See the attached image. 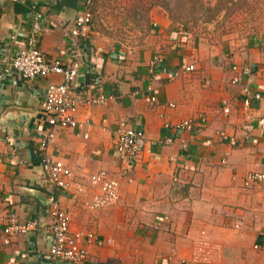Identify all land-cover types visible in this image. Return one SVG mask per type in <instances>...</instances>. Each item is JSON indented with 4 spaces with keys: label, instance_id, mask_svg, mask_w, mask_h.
I'll return each mask as SVG.
<instances>
[{
    "label": "crops",
    "instance_id": "0c3cea01",
    "mask_svg": "<svg viewBox=\"0 0 264 264\" xmlns=\"http://www.w3.org/2000/svg\"><path fill=\"white\" fill-rule=\"evenodd\" d=\"M80 2L0 0V264H71L48 253L54 201L68 212L69 230L81 234L83 264H206L194 256L200 240L208 243V264H264V178L243 186L246 173H264V37L234 47L207 44L152 7L145 36L124 48L91 22L77 40L75 83L97 82L111 99L105 106L78 105L74 117L88 125L54 127L47 148L70 169L71 183L86 189L81 194L54 188L39 164L35 132L49 129L39 103L46 86L62 77L23 79L11 66L36 11L46 28L39 49L48 59L66 61L71 40L63 31ZM233 64L251 69L234 84ZM188 65L193 70H185ZM185 119L191 130L173 128ZM120 121L145 138L123 175L113 145ZM99 170L117 180V199L89 210L84 201L100 190L88 178ZM9 218L37 226L7 235L2 229Z\"/></svg>",
    "mask_w": 264,
    "mask_h": 264
},
{
    "label": "built area",
    "instance_id": "2783aa9c",
    "mask_svg": "<svg viewBox=\"0 0 264 264\" xmlns=\"http://www.w3.org/2000/svg\"><path fill=\"white\" fill-rule=\"evenodd\" d=\"M93 0H81L80 9L74 17L71 26L63 31V35L69 36L71 44L68 48L66 61L60 58H46L38 46V37L46 29L43 24L41 12H34L31 15L28 31L22 39V44L18 47L11 58V66L20 78L33 79L42 78L48 74H57L62 77L60 83H50L44 89L40 110L47 114L46 122L49 125L47 130H38L35 132L37 138V148L39 151V164L45 179L54 188L60 190H69L74 188L77 193L85 194L86 189L79 184L71 183V171L61 161L55 159L47 152V148L52 144L54 134L52 129L73 128L78 129L88 125L86 120L78 121L75 119V113L78 105H101L105 106L111 99V96L105 95L97 82L75 83L78 67L77 40L84 36L91 23V6ZM76 40V41H75ZM185 70L191 71L193 67L188 65ZM231 71L230 82L238 83L241 75H247L251 69L249 66L237 67L235 64L229 67ZM207 83V82H206ZM75 88L77 92H75ZM243 94L247 95V88H242ZM251 96L255 100L261 99L259 92H254ZM154 97H150L153 101ZM171 106V104H169ZM243 105H248L247 97L243 100ZM223 113L228 109L224 106ZM193 123L189 119L177 122L173 128L176 130L192 129ZM246 131L251 130L250 123L243 127ZM220 136L224 137L222 133ZM86 137V134H83ZM167 141V139H165ZM114 152L118 161V174L123 175L129 172L133 162L142 152L145 145L143 131L126 125L123 121L117 123L114 140ZM181 144V148H185ZM264 178L263 172H248L243 178V186H249L259 182ZM91 185L99 187V193L91 196L84 201V205L89 210L103 209L113 204L117 199V180L109 178L104 170H99L89 176ZM50 221L46 225L50 233V243L48 253L53 260L67 261L71 264H83L86 260V250L78 245L80 232H71L69 230L70 216L67 211L54 201L49 209ZM37 221L28 220L19 223L13 218H9L2 231L4 234H23L34 230ZM87 239H92V233L86 234ZM106 242H110L107 239ZM209 248L206 240H200L194 247V256L208 264L207 249ZM206 250V251H205Z\"/></svg>",
    "mask_w": 264,
    "mask_h": 264
},
{
    "label": "rangeland",
    "instance_id": "374dc122",
    "mask_svg": "<svg viewBox=\"0 0 264 264\" xmlns=\"http://www.w3.org/2000/svg\"><path fill=\"white\" fill-rule=\"evenodd\" d=\"M193 1L167 0L169 12L162 10L172 15L190 35L207 44L217 46L226 43L234 47L243 45L250 38L264 37V0H245L241 11H221L213 21L207 22L195 18L200 11ZM208 1L213 4L216 0ZM228 5H224V9ZM92 22L102 35L124 48L137 46L147 32L142 17L131 18L128 8L123 9L121 0H95Z\"/></svg>",
    "mask_w": 264,
    "mask_h": 264
},
{
    "label": "trees",
    "instance_id": "16d2710c",
    "mask_svg": "<svg viewBox=\"0 0 264 264\" xmlns=\"http://www.w3.org/2000/svg\"><path fill=\"white\" fill-rule=\"evenodd\" d=\"M94 1L92 2L91 6V22H92V13H93V5ZM120 1V0H119ZM198 9L199 14L195 17L196 19H200L204 22L207 21H213L221 11H225L226 13H237L238 11L242 10V7L245 4V0L240 2V0H216L213 4H211L208 0H194L193 1ZM121 3L123 4V9L126 10L128 8L129 16L134 19L136 16L142 17L144 20V23L146 25V30L149 27V20H148V11L153 6H158L161 9L165 10L166 12H169L168 6H167V0H121ZM229 4L228 7L226 6L224 9V5ZM224 9V10H223ZM128 14V13H127ZM168 14V13H167ZM168 18L173 23L179 24L181 27L182 25L177 22L172 15L168 14Z\"/></svg>",
    "mask_w": 264,
    "mask_h": 264
}]
</instances>
